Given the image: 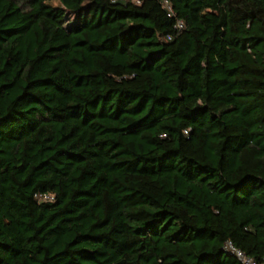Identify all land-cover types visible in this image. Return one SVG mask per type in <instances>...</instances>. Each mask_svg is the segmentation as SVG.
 Returning <instances> with one entry per match:
<instances>
[{
  "label": "trees",
  "instance_id": "trees-1",
  "mask_svg": "<svg viewBox=\"0 0 264 264\" xmlns=\"http://www.w3.org/2000/svg\"><path fill=\"white\" fill-rule=\"evenodd\" d=\"M46 1L0 0V264H261L264 0Z\"/></svg>",
  "mask_w": 264,
  "mask_h": 264
},
{
  "label": "built area",
  "instance_id": "built-area-1",
  "mask_svg": "<svg viewBox=\"0 0 264 264\" xmlns=\"http://www.w3.org/2000/svg\"><path fill=\"white\" fill-rule=\"evenodd\" d=\"M162 6L165 9H169L168 7V0H160ZM175 26L177 28H179L181 26V22L180 21H176ZM36 198L41 199V200H48L51 201V195L44 193L41 195H35ZM225 250L229 253H231L235 260L238 261V264H260L258 262H256L254 259H252L249 255L244 254L243 251H241L239 248H237L236 246H234L232 243H230L229 241L225 242V246H224Z\"/></svg>",
  "mask_w": 264,
  "mask_h": 264
},
{
  "label": "rangeland",
  "instance_id": "rangeland-1",
  "mask_svg": "<svg viewBox=\"0 0 264 264\" xmlns=\"http://www.w3.org/2000/svg\"><path fill=\"white\" fill-rule=\"evenodd\" d=\"M46 3L51 5V6L58 5V1L57 0H48V1H46Z\"/></svg>",
  "mask_w": 264,
  "mask_h": 264
},
{
  "label": "water",
  "instance_id": "water-1",
  "mask_svg": "<svg viewBox=\"0 0 264 264\" xmlns=\"http://www.w3.org/2000/svg\"><path fill=\"white\" fill-rule=\"evenodd\" d=\"M263 260H262V263L261 264H264V257L262 258Z\"/></svg>",
  "mask_w": 264,
  "mask_h": 264
}]
</instances>
